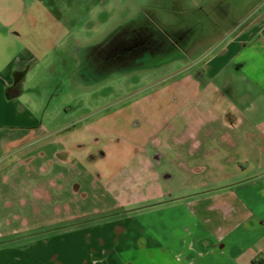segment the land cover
<instances>
[{
    "label": "crops",
    "instance_id": "crops-1",
    "mask_svg": "<svg viewBox=\"0 0 264 264\" xmlns=\"http://www.w3.org/2000/svg\"><path fill=\"white\" fill-rule=\"evenodd\" d=\"M60 2L0 0V141L6 137L10 146L0 150V161L9 153L12 159L7 164L24 161L27 144L34 139L43 141L45 133L61 129L64 124L67 129L76 128L84 112L94 110L92 106L107 103L136 87L121 85L123 88L119 87L113 97L106 95L93 102L86 96L84 107L73 111L79 116L72 121L66 105H54L55 109L48 110L57 93L50 94L47 100L44 90L40 95L30 86L40 80L58 85L61 80V74L47 77L42 71L51 64V54L59 46H50L49 42L55 31L62 29L63 18L54 9ZM251 4L230 31L221 30L220 42L207 46L195 57L192 54L200 47L196 42L187 41L183 47L175 43L163 79L159 71L155 73L158 79L154 82L163 88L165 83L172 81L174 86L178 82L177 75H171L183 70L181 66L188 68L192 71L188 87L192 84L194 89L179 112L158 130L147 151L154 176L164 179L162 191L150 194L158 203L150 204L153 208L148 210L136 208L134 204L142 202H124L109 188L114 179L104 182L87 174L80 179L79 194L86 204L91 196L97 198V205L74 212L72 216L81 218L56 230L66 231L61 235L47 237L46 232L25 235L26 232L21 236L23 228L31 231L37 227L22 224L24 192L18 190L21 181L12 187L10 195L0 185V264H50L52 257L58 264H133L124 259L133 250L139 255L135 261H143L142 254H146L157 260L156 264L260 263L264 252V0L239 1L234 11ZM230 15L223 12L224 17ZM79 38L74 39L79 42ZM66 44L62 42L60 50ZM22 74L21 90L17 92ZM151 74L141 75L144 87L154 83ZM83 81L87 83L80 86L85 89L89 82L92 87L99 83ZM154 100L150 93L136 103H158ZM56 108L58 115L53 114ZM63 118L66 121H61ZM160 163H165L161 170ZM4 179L7 181L6 175ZM123 184L126 189L133 181ZM68 195L72 193H64L58 206L68 208ZM2 197L6 198L3 202ZM6 234L12 240H6ZM36 234L42 236L37 238ZM23 239L26 244L20 242Z\"/></svg>",
    "mask_w": 264,
    "mask_h": 264
},
{
    "label": "rangeland",
    "instance_id": "rangeland-1",
    "mask_svg": "<svg viewBox=\"0 0 264 264\" xmlns=\"http://www.w3.org/2000/svg\"><path fill=\"white\" fill-rule=\"evenodd\" d=\"M239 1L242 0H61L60 5L54 9L63 18L62 29L59 32L56 30L49 42L50 46L59 43L60 47L57 46L55 53L51 54V64L45 65L48 69H42L47 77L50 74H61L62 77H59L61 80L58 85L57 82L52 84L50 81L40 80L38 84L30 86L32 90L39 91L40 95L44 90L47 100H50V94L57 93L48 110L55 109L54 105L58 107L66 105L65 111L69 112L72 121L79 116L73 111L81 105L84 107L82 101L86 96L89 95L90 101L93 102L106 95L113 97L117 94L119 87L123 88L121 85H126L127 88H130V85L136 87L127 89L126 93L122 92L119 97L115 95L104 103L105 105L100 103L92 106L94 110L84 112L82 119L77 120L79 124L76 128L67 129L68 126L64 124L61 129H53L45 133L43 141L34 139L32 143L27 144L28 149L23 153L24 161L7 164L12 157L9 153L2 156L4 158L0 161V181L3 182L0 185L2 188L6 187L10 195L12 187L18 180L21 181L18 190L22 189L24 192L22 224L23 226L31 224L32 227L37 225L31 231L23 228L19 233L21 236L26 232L25 235L46 232L47 237L61 235L66 231L61 233L56 230L75 222L74 218H81L76 216L77 214L72 216L74 212L88 208L87 205H97V198L94 199L91 196L86 204L85 200H82V193L79 194L80 179L87 174L101 181L104 179V182L114 179L110 182L109 188L124 202H142L134 204L136 208L143 207V210H148L152 207L150 204L158 203L159 200H153L151 196H154L156 191H162L164 179L154 176L152 166H149L147 151L151 149L158 130L166 123L168 124L171 116L179 112L181 106L193 96L192 84L190 89L188 87L192 71L181 66L183 70L171 75L172 77L177 75L175 80L178 82L175 81L176 84L173 86L170 81L161 88V85L154 82L158 79L155 73L159 71V77L162 80V76H165L164 73L167 72L166 63L171 59L157 60L159 55L156 54L151 57L155 59H150L143 64L137 60H128L126 67L121 70L123 61L120 57L125 54L121 53L123 49L120 36L123 31L121 30L125 28L126 32H130L133 28L148 26L146 24L148 23L158 32L154 25L156 23L162 31H166L167 25L172 23L174 29H183L186 33V40L181 47L185 46L187 41L196 42L200 46L195 54H192L195 57L198 53L206 51L207 46L211 47L220 42L221 30L230 31L236 21L240 22L239 16L252 6L251 4L234 11ZM224 11L231 12L232 15L224 17ZM129 25L131 28L128 29ZM58 33L64 36L59 38ZM111 35L116 47H113L110 55L105 45L109 44ZM75 36L80 37L79 42L75 41ZM107 38L109 42L106 41ZM66 41L67 44L62 45L64 50H60L61 43ZM97 45L98 53L101 55L92 56ZM105 51L109 58H113L108 59ZM167 54L168 52L165 53ZM178 56L185 57L183 53H178ZM99 60L100 63H98ZM33 61L35 63V59ZM109 61L113 64L111 69ZM144 73H153L150 78L152 81L149 79L154 82L152 85L147 87L142 85L144 81L140 82V79ZM87 79L96 80L99 83L92 87L89 82L90 86L87 89L81 88L80 85L87 83L83 80ZM150 81L147 82L150 83ZM150 93L155 97L154 101L158 103L152 105L146 103L149 108L136 103L137 99L140 100L142 96ZM141 101L147 102L144 99ZM57 109L53 110V114L58 115ZM64 118L61 121H66ZM58 132H60L59 135H57ZM1 140L0 150H8L10 148L8 139L1 137ZM40 142H42L41 146ZM41 150H43L42 154L39 155ZM163 165L160 163L159 170L164 167ZM35 174L39 175V178ZM18 176L19 179H17ZM129 181H133V185L124 189L123 183ZM64 193L66 195L72 193V196L68 195L70 197L68 208L58 206L63 201ZM37 196H41L39 200ZM32 197H36L33 203H31ZM147 197L148 199H145ZM7 198L9 202L10 196ZM4 199L6 198H3L2 202ZM53 205L56 207L54 208ZM35 207L37 210L34 211ZM10 211L11 209L8 208L7 213L9 214ZM8 231L9 228H7ZM37 234L34 235L38 236L37 238L42 236ZM6 237H9L6 240H12L7 234ZM25 240L20 242L26 244ZM136 257L138 258L139 255L133 250L127 252L124 259L128 261L127 263L131 262L129 259L132 260L133 264H156L157 262L146 254H142L144 262L142 259L135 261ZM50 264H58V260L52 257Z\"/></svg>",
    "mask_w": 264,
    "mask_h": 264
},
{
    "label": "flooded vegetation",
    "instance_id": "flooded-vegetation-1",
    "mask_svg": "<svg viewBox=\"0 0 264 264\" xmlns=\"http://www.w3.org/2000/svg\"><path fill=\"white\" fill-rule=\"evenodd\" d=\"M148 26H141L137 28H133L130 32H126L125 28L121 30L123 33L120 34L122 37L123 42V49L121 53H125L121 55V59L123 62H121L120 68L123 69L128 64V60L134 61L137 60L141 64L148 62L151 58L157 56V60H169L172 57V51L175 49V43L179 44L180 46L182 43L186 40V33H184L183 29L178 30L179 28H173L172 23L168 24V30L162 31V28L159 27L156 23L154 24L155 27H157L156 32L152 26L148 23H146ZM131 28L130 25L128 29ZM127 34V36H125ZM131 37V38H130ZM113 37L111 35V40L109 42L108 38L106 41L109 42V44L105 45L106 49L108 47V52H110V55L112 53L113 47L115 48L116 45H114L112 41ZM95 46V45H94ZM168 52L167 55L165 53ZM106 53V51H105ZM99 54L98 53V45L95 47L94 55ZM106 57H108V53H106ZM104 56V55H102ZM96 57V56H95ZM95 57H93L95 59ZM113 58V57H110ZM108 57V59H110ZM106 59V58H105ZM110 62V69L113 66V64ZM100 63V60L98 61Z\"/></svg>",
    "mask_w": 264,
    "mask_h": 264
},
{
    "label": "trees",
    "instance_id": "trees-1",
    "mask_svg": "<svg viewBox=\"0 0 264 264\" xmlns=\"http://www.w3.org/2000/svg\"><path fill=\"white\" fill-rule=\"evenodd\" d=\"M24 74H22L21 76H20V78L18 79V83H17V89H19L17 92H19L20 90H21V88H20V85L22 84V81H23V78H24V76H23ZM16 92V93H17Z\"/></svg>",
    "mask_w": 264,
    "mask_h": 264
},
{
    "label": "built area",
    "instance_id": "built-area-1",
    "mask_svg": "<svg viewBox=\"0 0 264 264\" xmlns=\"http://www.w3.org/2000/svg\"><path fill=\"white\" fill-rule=\"evenodd\" d=\"M259 264H264V252L262 255H260V263Z\"/></svg>",
    "mask_w": 264,
    "mask_h": 264
}]
</instances>
